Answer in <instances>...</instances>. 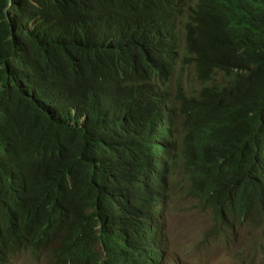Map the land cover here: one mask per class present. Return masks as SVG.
Returning a JSON list of instances; mask_svg holds the SVG:
<instances>
[{"label": "trees", "instance_id": "obj_1", "mask_svg": "<svg viewBox=\"0 0 264 264\" xmlns=\"http://www.w3.org/2000/svg\"><path fill=\"white\" fill-rule=\"evenodd\" d=\"M150 2L0 0V240L6 246L34 255L49 248L63 264H97L100 243L109 255L105 264H149L160 256L157 245L140 246L142 220L129 212L136 190L129 174L158 146L165 152L169 139L154 126L162 114L152 90L164 93L167 83L147 67L184 73L191 66L201 86L190 95L175 83L173 172L183 155L190 165L183 166L184 182L203 208L264 220V0ZM218 71L226 76L207 86ZM96 80L98 92L84 86ZM134 132L143 156L115 160L123 178L113 188L111 139Z\"/></svg>", "mask_w": 264, "mask_h": 264}, {"label": "clouds", "instance_id": "obj_2", "mask_svg": "<svg viewBox=\"0 0 264 264\" xmlns=\"http://www.w3.org/2000/svg\"><path fill=\"white\" fill-rule=\"evenodd\" d=\"M149 1H151V4L156 0H131L134 7L147 4ZM176 29L178 33L179 30L178 28ZM177 37L176 45L180 47L183 43L181 42L179 35H177ZM185 68V72L180 73L178 67L175 66L147 67L148 72L152 77H154L157 81L163 80L167 83L166 92L164 93L158 87L156 89H152L155 92V95L159 96L158 98L160 102L159 106H157V112L162 114V117L157 119L154 126L165 132L163 137H166V135L169 136L167 149L164 152L162 151L164 147L158 146L156 149L145 155L146 159L143 161L144 163L141 168L129 174L132 179L136 181V190H134V194L131 196L130 201L133 203L134 207L129 210L127 209V202H116L118 207L129 210L130 215L134 216L136 220H142L140 227L143 229V232L137 236L140 246L146 248L148 246L157 245L160 256L152 258L149 264H186L179 261V258H177L176 252L173 250L170 241L169 213L172 206L176 212L177 208L180 206V199L182 197L185 198L187 203H189V201L192 202L189 203L187 210L197 215L199 213H208L209 219L212 223L209 231L205 234L204 240L202 242L197 241L195 243L198 246L202 247L206 245L207 247H210L212 245H217L222 246L224 249H228L234 240L238 238L235 234L242 226L260 228L264 231V220L262 218L259 219L257 217V220L254 221V215L237 217L236 215H232L228 212H219L216 214L218 211L207 204L206 208H203L202 199L196 195L195 192H190V189L184 182V175L182 172L183 166L189 167L190 165L188 161L185 160L183 155H180L179 166L175 170V173L173 172V143L176 137V127L178 124V110L174 99L175 95L178 93L176 92L175 83L177 81H181V90L183 93L190 95L196 93L201 87L199 82L195 79L193 68L191 66ZM186 72H192V80L189 82L183 79ZM222 76L226 75L221 71L216 72L213 79L207 82V86L214 84L216 80ZM101 82L102 81L96 80L87 83L84 86H88V88L93 90V92H98L101 89ZM194 82L197 83L198 87L191 86L190 91L187 90L185 83L192 85ZM129 83L131 85L130 91H134L133 87L138 84V80H130ZM123 86H125V83H123ZM167 92H169L168 95L163 96ZM139 145L140 140L136 138L135 132L133 137L130 139L122 138L121 133L111 139L110 164L113 173V188L119 187L123 178L121 174V164H117L115 160L123 158L125 153H130L134 157L143 156L144 150L137 151L135 149L136 147H139ZM118 151H120V154L115 155V152ZM159 151L162 154H165L164 167L162 166L163 156L159 153ZM96 166V170L99 172L100 176L107 177L104 168L99 165ZM164 176L165 182L161 180ZM142 186H146L147 190L143 189ZM182 186L187 189L188 196L179 197L177 195L178 187ZM102 188L107 189L104 186ZM113 199H116V197H113ZM155 199H158V203H155ZM160 202L163 206L162 213H159L161 210ZM109 213L111 220L117 218L114 212ZM216 215L219 216V220L216 219ZM148 217H150L152 221H149ZM151 230L152 232L149 235ZM101 250L104 252V255L99 256L100 261L97 264H105V262L109 260L108 252L103 248L102 243L96 246L97 252H100ZM38 254L39 255H34L33 251L24 248L17 249L13 246H6L3 244L2 240H0V264H14V261L20 256H28L36 261H47V264H63L62 261L52 257L49 248L46 251L38 252ZM42 255H46L47 258H43Z\"/></svg>", "mask_w": 264, "mask_h": 264}, {"label": "rangeland", "instance_id": "obj_3", "mask_svg": "<svg viewBox=\"0 0 264 264\" xmlns=\"http://www.w3.org/2000/svg\"><path fill=\"white\" fill-rule=\"evenodd\" d=\"M191 75L192 72H186L183 79L189 82L192 80ZM191 86L198 87L195 82L192 85L185 83L189 91ZM177 195L179 197L188 196V191L183 186L178 187ZM189 203L192 202L189 201ZM189 203L182 197L176 212L172 206L169 213L171 246L180 262L186 264H264V231L260 228L242 226L235 234L238 238L228 249L217 245L210 247L196 245L197 241L204 240L212 223L208 213L197 215L187 210ZM42 257L47 258L46 255ZM14 264H47V261H36L28 256H20Z\"/></svg>", "mask_w": 264, "mask_h": 264}, {"label": "bare ground", "instance_id": "obj_4", "mask_svg": "<svg viewBox=\"0 0 264 264\" xmlns=\"http://www.w3.org/2000/svg\"><path fill=\"white\" fill-rule=\"evenodd\" d=\"M14 4H15V3H14ZM157 142H159V141H157ZM161 142H162V141H161ZM163 143H165V142H163ZM164 146H165V145H164ZM162 211H163V209H161L159 213H162ZM232 215H233V214H232ZM232 215H231V216H232ZM231 216H230V217H231ZM148 219H149V221H150V220L152 221V219H150V217H148ZM151 223H152V222H151ZM227 223H228V222H227ZM227 223H226V226H227ZM151 232H152V230L149 232V235L151 234Z\"/></svg>", "mask_w": 264, "mask_h": 264}]
</instances>
